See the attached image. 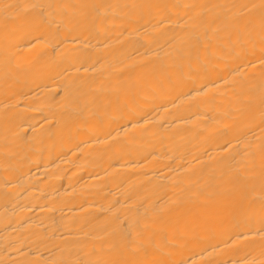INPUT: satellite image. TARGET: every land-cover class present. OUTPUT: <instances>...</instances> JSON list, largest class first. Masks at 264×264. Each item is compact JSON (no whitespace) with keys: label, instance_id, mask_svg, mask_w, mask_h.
Here are the masks:
<instances>
[{"label":"bare ground","instance_id":"obj_1","mask_svg":"<svg viewBox=\"0 0 264 264\" xmlns=\"http://www.w3.org/2000/svg\"><path fill=\"white\" fill-rule=\"evenodd\" d=\"M0 264H264V0H0Z\"/></svg>","mask_w":264,"mask_h":264}]
</instances>
